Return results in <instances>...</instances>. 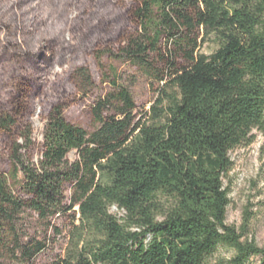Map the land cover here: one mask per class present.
I'll use <instances>...</instances> for the list:
<instances>
[{
	"label": "trees",
	"instance_id": "16d2710c",
	"mask_svg": "<svg viewBox=\"0 0 264 264\" xmlns=\"http://www.w3.org/2000/svg\"><path fill=\"white\" fill-rule=\"evenodd\" d=\"M211 33L219 46L205 56ZM67 55L97 69L98 82L86 64L67 76L91 127L66 119L64 83L43 103L36 147L41 66ZM122 65L156 86L150 111ZM254 132L264 136V0H0V264H211L220 251L231 256L216 264H264L250 214L227 224L223 185L229 153ZM58 224L68 234L55 252Z\"/></svg>",
	"mask_w": 264,
	"mask_h": 264
},
{
	"label": "rangeland",
	"instance_id": "374dc122",
	"mask_svg": "<svg viewBox=\"0 0 264 264\" xmlns=\"http://www.w3.org/2000/svg\"><path fill=\"white\" fill-rule=\"evenodd\" d=\"M15 1V0H10ZM114 1V0H113ZM125 2V1H124ZM118 7L119 2H116ZM111 8V11L113 12ZM77 14L74 6L68 8V17L72 19ZM71 22V20L69 21ZM66 39L74 44L73 38L67 30ZM219 46L217 34L211 33L208 36L207 42L203 47L202 53L205 56H210L216 51ZM76 57V56H75ZM74 55H67L63 59H54L50 67L42 65L44 72L41 74V83H45L44 93L39 94V97L33 101L32 113L29 116V123L33 132V141L38 147L42 142V131L44 127L45 111L43 103L55 94V89H58L65 83L68 90L67 102L68 107L65 109L64 115L68 121L73 124L80 125L84 128H90L91 122L88 111L91 103L89 100L82 97L75 91L72 84L67 82V76L72 68L78 65H88L91 74L98 82L99 77L97 69L90 56H82L76 61ZM117 73L122 85L130 89L136 103L144 109L151 110L155 105L158 97L156 86L151 85L141 72L137 71L129 65L117 66ZM4 90V89H3ZM167 100L164 99V105ZM255 139L253 143L247 147L237 148L229 153L232 161V168L223 180L224 187L228 190L230 204L227 209L226 222L229 225L239 227L242 223L245 214H250L251 221L249 225V237L252 238L259 247L264 246V136L253 133ZM38 155H34L33 161L36 162ZM76 158L75 153L68 155L70 162ZM110 213L122 217V212L113 207ZM62 229V234L57 237L56 245L53 251L60 252L62 246L66 242L68 230L63 224H58ZM231 253L220 251L212 260L211 264H216L219 258H230ZM41 264V263H39ZM45 264V263H44ZM246 264H261L260 258H250Z\"/></svg>",
	"mask_w": 264,
	"mask_h": 264
}]
</instances>
